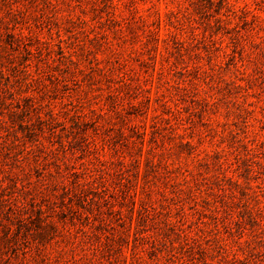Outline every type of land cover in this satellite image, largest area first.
Masks as SVG:
<instances>
[{
    "label": "rangeland",
    "instance_id": "374dc122",
    "mask_svg": "<svg viewBox=\"0 0 264 264\" xmlns=\"http://www.w3.org/2000/svg\"><path fill=\"white\" fill-rule=\"evenodd\" d=\"M0 120V264H264V0H0Z\"/></svg>",
    "mask_w": 264,
    "mask_h": 264
},
{
    "label": "trees",
    "instance_id": "16d2710c",
    "mask_svg": "<svg viewBox=\"0 0 264 264\" xmlns=\"http://www.w3.org/2000/svg\"><path fill=\"white\" fill-rule=\"evenodd\" d=\"M1 126H2V121L0 120V127ZM24 207H25V205L22 204L21 206L18 207V209L23 211V208ZM37 210H38V212L40 214V217H41V215H42L41 209L38 208ZM24 214H25V211H24ZM16 218H18V219H20L22 221V220H25L27 218V216L26 215H23V213H19Z\"/></svg>",
    "mask_w": 264,
    "mask_h": 264
}]
</instances>
